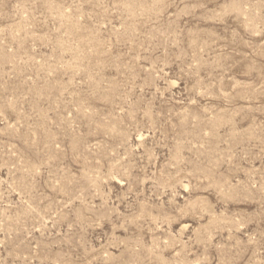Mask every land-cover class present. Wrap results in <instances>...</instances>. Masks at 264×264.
Listing matches in <instances>:
<instances>
[{
  "label": "rangeland",
  "instance_id": "374dc122",
  "mask_svg": "<svg viewBox=\"0 0 264 264\" xmlns=\"http://www.w3.org/2000/svg\"><path fill=\"white\" fill-rule=\"evenodd\" d=\"M0 264H264V0H0Z\"/></svg>",
  "mask_w": 264,
  "mask_h": 264
}]
</instances>
